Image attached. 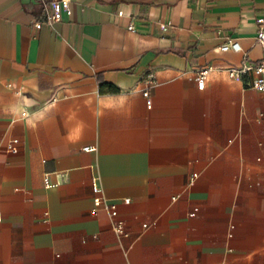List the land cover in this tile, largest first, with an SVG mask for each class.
<instances>
[{
	"label": "crops",
	"instance_id": "crops-1",
	"mask_svg": "<svg viewBox=\"0 0 264 264\" xmlns=\"http://www.w3.org/2000/svg\"><path fill=\"white\" fill-rule=\"evenodd\" d=\"M70 8L36 28L39 0H0V264H264V95L251 75L196 80L264 61V0ZM231 38L246 57L219 50Z\"/></svg>",
	"mask_w": 264,
	"mask_h": 264
},
{
	"label": "built area",
	"instance_id": "built-area-1",
	"mask_svg": "<svg viewBox=\"0 0 264 264\" xmlns=\"http://www.w3.org/2000/svg\"><path fill=\"white\" fill-rule=\"evenodd\" d=\"M43 5V10L45 13V19L42 21H37L34 23L36 28H41L42 25H53L56 22H59L63 19L65 15L71 14L70 0H39ZM257 42L264 48V15L257 19ZM168 24L161 23L160 27L165 28ZM130 30H135L133 23L129 25ZM219 50L222 52H232L235 54H241L244 57L247 56V51L241 45L239 39L231 38L222 43L219 46ZM214 72L224 73L229 78H241L243 76L251 75L252 83L250 87L264 95V61H259L257 63H251L247 60H243L241 65L229 66L225 68H215L212 65H207L197 70L196 80L198 83L199 89H204L209 77ZM142 84L144 85V96L150 95V89L154 86L156 79L152 72L146 74L142 79ZM23 116H28L27 112L22 113ZM7 148L10 152L16 153L19 150V139L17 137H12L8 140ZM44 182L46 187H53L58 185L57 182H53L50 179V173L46 172L44 174ZM102 189L101 186L97 183H93V192L95 209L94 212H97V208L102 205L105 201L103 197L100 196ZM126 203L130 202L129 198L125 199ZM107 209L110 211L111 215L115 217V221L112 225V230L119 236H128L129 233L126 230L125 223L122 219L119 218V213L117 210L116 203H108ZM198 208H195L192 214H194ZM2 220V213L0 211V221ZM149 223H143L144 228L149 227Z\"/></svg>",
	"mask_w": 264,
	"mask_h": 264
}]
</instances>
